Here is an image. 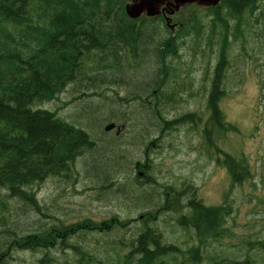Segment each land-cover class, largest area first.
<instances>
[{"label": "rangeland", "instance_id": "obj_1", "mask_svg": "<svg viewBox=\"0 0 264 264\" xmlns=\"http://www.w3.org/2000/svg\"><path fill=\"white\" fill-rule=\"evenodd\" d=\"M133 3L128 0L129 7ZM174 7V0H166L159 6L163 21L138 24L158 27L165 37L179 34L180 27L194 16L203 18L205 27L199 46L196 29L175 39L178 57L176 53L167 60L175 70H170L171 79L162 89L158 112L151 108L157 87L150 82L154 73L159 76L161 62L152 59L151 63L148 58L132 62L134 66L128 67L123 79L116 78L115 85L86 89L84 83L72 82L56 99L35 106L55 111L85 129L96 148L78 157L68 177H49L28 188L41 211L18 198L4 197L12 229L28 233L42 224L51 227L86 218L97 222L118 218L125 222L123 228L88 232L80 240L107 264H139L142 255L134 250L147 225L162 237V246H177L155 264H264V0L241 20L224 13L228 28L211 15L202 17L206 6L182 5L172 13ZM144 17L153 18L143 13L139 19ZM220 42H227L228 50L218 86L222 90L219 106L232 130L217 137L210 132L208 103ZM187 115L193 119L167 127L168 121ZM112 122L124 124L123 132L105 131ZM214 137L219 152L211 143ZM223 153L246 163L251 176L233 184ZM193 193L204 205H225L231 214L223 235L209 240L199 256L190 253L199 245L195 229L178 223L188 213ZM165 205L169 206L166 210ZM9 235L0 233V238ZM46 252L14 249L9 264H38ZM48 253L57 264L75 259L70 250L52 248Z\"/></svg>", "mask_w": 264, "mask_h": 264}, {"label": "trees", "instance_id": "obj_2", "mask_svg": "<svg viewBox=\"0 0 264 264\" xmlns=\"http://www.w3.org/2000/svg\"><path fill=\"white\" fill-rule=\"evenodd\" d=\"M259 1L221 0L215 6H208L201 16L211 15L228 28L224 13L241 20L258 9ZM127 5L128 0H0V233L11 236L0 238V264H9L14 249H44L47 252L38 264H57L48 253L52 248L73 251L75 259L68 264H107L97 260L80 240L88 232L108 233L113 228H123L122 220L97 222L86 218L69 225L42 224L31 232L19 233L9 225L5 198H18L41 211L39 200L28 188L49 177H68L78 157L96 148L94 138L85 129L69 123L55 111L35 108L56 99L70 83H84L86 89L90 85H113L116 78L123 79L128 67L134 66L132 62L148 58L152 63L154 59L161 62L159 76L154 73L150 82L157 87L156 102L151 108L158 112L162 89L167 79H171L170 70H175L167 63L168 56L177 53L178 57L175 39L196 29V46H199L198 39L203 37L200 31L205 24L203 18L194 16L180 27L179 34L165 37L158 27L138 24L163 21L160 15L134 19L128 15ZM220 43V58L208 103L210 132L217 137L232 130L219 106L222 90L218 86L228 50L227 42ZM192 116L168 121L167 127L192 120ZM210 132L206 130L208 135ZM211 143L219 152L215 137ZM223 154V164L233 184L251 176L246 163ZM2 190H6L5 196ZM168 207L165 205V210ZM188 210L178 223L183 228L195 229L199 245L190 253L199 256L209 240H218L223 235L230 209L225 205L208 207L193 193ZM156 232L147 225L137 240L134 251L142 255L139 264H155L158 258L175 252L177 246H162V237Z\"/></svg>", "mask_w": 264, "mask_h": 264}, {"label": "water", "instance_id": "obj_3", "mask_svg": "<svg viewBox=\"0 0 264 264\" xmlns=\"http://www.w3.org/2000/svg\"><path fill=\"white\" fill-rule=\"evenodd\" d=\"M135 3L131 7L127 5L128 15L134 19L139 18L143 13L146 15L154 17L159 15V6L166 2V0H134ZM175 7L172 9V13L179 9L182 5H199V6H215L221 2V0H174ZM116 123H109L105 127V131L110 132L116 128ZM125 129V125L118 126L117 135H119Z\"/></svg>", "mask_w": 264, "mask_h": 264}, {"label": "flooded vegetation", "instance_id": "obj_4", "mask_svg": "<svg viewBox=\"0 0 264 264\" xmlns=\"http://www.w3.org/2000/svg\"><path fill=\"white\" fill-rule=\"evenodd\" d=\"M122 125H124V124H122ZM116 126H117V127H116L115 129H116V133H117V131H118V126H121V125L116 124Z\"/></svg>", "mask_w": 264, "mask_h": 264}, {"label": "bare ground", "instance_id": "obj_5", "mask_svg": "<svg viewBox=\"0 0 264 264\" xmlns=\"http://www.w3.org/2000/svg\"><path fill=\"white\" fill-rule=\"evenodd\" d=\"M114 85H115V83H114Z\"/></svg>", "mask_w": 264, "mask_h": 264}]
</instances>
